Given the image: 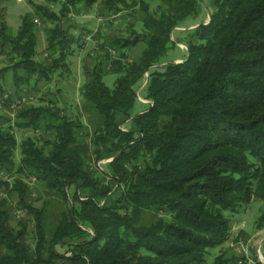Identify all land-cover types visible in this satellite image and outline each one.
Returning a JSON list of instances; mask_svg holds the SVG:
<instances>
[{
    "label": "trees",
    "instance_id": "1",
    "mask_svg": "<svg viewBox=\"0 0 264 264\" xmlns=\"http://www.w3.org/2000/svg\"><path fill=\"white\" fill-rule=\"evenodd\" d=\"M99 1L109 15L140 9L142 31L130 23V36L109 39L106 57L85 68L83 99L103 117L90 143L78 132L81 122L57 102L26 104L15 109L19 126L44 129L50 138L42 144L35 136L24 139L17 165L12 125L0 126V173L19 176L0 187L18 194V208L36 223L32 246L28 222L14 226L0 199V264H204L210 249L229 240L232 216L254 199L264 201V0H214L210 21L191 29L187 58L163 65L173 31L199 13L202 0H159L155 11L152 0H63L59 12L38 3L17 34L1 23L0 54L7 53L9 63L0 68V97L10 69L16 88L34 74L50 82L68 72L73 39L61 22L79 4ZM37 16L54 22L46 61L37 59ZM141 41V58L128 60L127 51ZM105 68L118 74L114 87L104 80ZM147 73L143 90L151 102L135 114V86ZM126 123L130 128L123 129ZM92 153L113 158L110 172L88 163ZM30 177L63 203L49 229L54 207L33 204ZM114 183L121 191L116 197ZM108 198L111 204L103 202ZM258 226L264 227V214ZM64 243L72 256L56 250ZM229 261L221 250L214 264Z\"/></svg>",
    "mask_w": 264,
    "mask_h": 264
},
{
    "label": "rangeland",
    "instance_id": "2",
    "mask_svg": "<svg viewBox=\"0 0 264 264\" xmlns=\"http://www.w3.org/2000/svg\"><path fill=\"white\" fill-rule=\"evenodd\" d=\"M50 1L55 4V7H52L55 11L59 12L62 8L63 0H4L2 2V8L0 10V27L1 23L5 21L9 27V31L11 34H17L18 31L21 28L23 16L26 14L33 15L35 11L36 4H45ZM48 3V4H50ZM160 4L159 0H152L151 1V10L155 11L158 8V5ZM200 7L197 9L199 10V13L195 16L189 17L186 19L183 23L182 30H174L173 31V37H172V43L170 45V48L168 52L166 53L163 64H167L168 62H175L177 59L181 58V61L185 60L188 55L187 48L184 44H188V42L191 39V24H197L200 25L202 23H206L205 20L208 18V16L211 14V12L214 10V0H202V2L199 5ZM140 9H137V11H130L125 10L118 16L113 17L114 15H107L106 11L103 10L101 2H97L96 4H93V6H90L89 10L84 11L85 16L79 17L80 14H77L75 9H71L69 11L68 16L65 17L67 20L71 21L72 23L69 25L70 32L74 34V40L68 47L67 53V63L69 65V71L64 72L63 75H60L59 73H56L54 75L55 81L59 84L63 83L61 81H65L66 79H70V77L76 78V90L67 92L65 91L66 88H60L59 86H54L53 90L52 88H45V87H29L30 91H35L33 94L35 98L28 99L25 104L21 106L24 107L26 104H34V105H51V102H56L58 98L66 97L67 101L65 103H62L59 107L60 111L63 112L65 115L70 116L71 118H76L79 122H81V129L78 130L79 134H81L85 142L90 143L91 136L95 133V131L98 129L99 126L102 125L103 117L97 112L95 107H93L89 103H85L84 97L82 95V85L85 84V82L88 79V76L86 74L87 70L86 67L89 69H92L94 66V63L97 62L100 59H103L106 57L107 50L109 48L108 45H106V42L111 39L114 36H120V37H128L131 34V27H129L130 23L135 24V28L138 31H142V23L140 17L142 16V12ZM134 12V13H133ZM133 13V14H132ZM37 25L41 27L40 30H43V26H45V22L41 20L38 16ZM47 22V21H46ZM54 26V22L48 21L46 24V27L49 30ZM48 33L43 30V33L39 35L41 44L38 46V54L39 52L45 59L49 58V52L48 50L44 49V45L47 40ZM181 43L183 47L181 46ZM101 44H104V48H101ZM146 47V42L141 41L137 43L135 47L127 51L128 60L130 61H137L141 58V55L143 53V50ZM112 55H117L115 50L110 51ZM88 56L90 59V62H84L85 56ZM105 56V57H103ZM103 57V58H102ZM139 58V59H138ZM180 62V61H177ZM9 63V58L7 56V53L0 54V68L5 67ZM181 63V62H180ZM107 66H109V62L106 61L104 63ZM106 73L104 76V80L110 87H114V83L116 78L118 77V74L111 73L108 68H105ZM148 74V73H147ZM145 75L144 79L139 82L135 86V88L138 91V100L134 107V113H141L144 112V110L147 109L148 103H150V100L145 99V91L143 90L147 80L148 75ZM11 80L9 78V75L6 74L5 81ZM4 81V82H5ZM10 90L7 88L6 92H9ZM65 92V93H64ZM67 92V93H66ZM5 93V92H4ZM24 96V95H23ZM26 97H29L30 94L26 93ZM56 104V103H54ZM52 104V105H54ZM59 105V103L57 102ZM57 105V106H58ZM19 109V108H18ZM4 110H9L14 113V116L17 115V112H15V109L11 108L10 105H4L3 108H0V112ZM1 114V113H0ZM5 127H8V123L10 122L9 117L6 120ZM23 122V121H22ZM11 125V123L9 124ZM129 123H126V125H123V129L130 128ZM3 127V125H2ZM12 131L16 135L18 139V149L15 155L16 164L18 165L22 158V152H21V144L24 139L30 136H35L37 138H40V144H42L44 141L43 136H47L48 132L44 131V129H34V128H26V127H17L15 125H12ZM40 136V137H39ZM113 158H99V160L96 158L95 154L92 153V155L88 159V163L90 165H93L95 169L99 168L100 171L103 173H106L109 171V162H111ZM17 167V166H16ZM110 172V171H109ZM19 177L17 173H6L5 171H1L0 173V182L1 181H9L10 183H13L14 180ZM27 182L29 183L31 189H32V202L36 207H41L43 205L44 201H49L50 205L54 207L51 211H48L47 216V227H51V225H56L57 218H58V210L63 205H59L57 201H53V196H50L46 187L43 185V183L39 182L35 177L26 178ZM113 190L110 194L113 193V196H119L121 194V191L118 189V186L112 184ZM82 195H86L88 193V190L82 189L81 190ZM0 199L6 200V207L10 208L12 211V224L14 226H18L19 220H25L28 222V232L30 235V238L28 239L29 244L32 246L34 245V237L36 233V223L34 221V218L31 216V214L27 213L24 209L18 208L19 205V196L18 194H9L7 190H5L4 187H0ZM111 199L108 198V201L103 200V202H107L111 204ZM102 202V203H103ZM50 206V207H51ZM49 207V208H50ZM51 209V208H50ZM264 214V201L260 199H254L246 210H243L239 213H236L232 216L233 221V227L235 228H242L243 226H248L249 234H239L238 237L230 242V247H216L209 250V253L206 257V262L204 264H214L215 259L219 254H221V250L224 251V254L227 257H230V261H233L234 264L237 263L239 260L238 251L236 249V245L241 241L242 238H247L250 235L254 234L256 231L264 229V227L259 228L258 223L259 219ZM90 233H93L92 230H89ZM264 234V233H263ZM88 238V237H87ZM69 242V241H68ZM226 244V243H225ZM223 248V249H222ZM228 249H231V255L228 253ZM56 250L60 253L65 255L66 257L72 256V252L69 251V244H58L56 246ZM252 255L256 260H258L259 257L256 256L255 248L251 249ZM229 254V255H228ZM263 255H264V246H263ZM228 262V263H229ZM60 263V262H59ZM62 264V263H61Z\"/></svg>",
    "mask_w": 264,
    "mask_h": 264
},
{
    "label": "crops",
    "instance_id": "3",
    "mask_svg": "<svg viewBox=\"0 0 264 264\" xmlns=\"http://www.w3.org/2000/svg\"><path fill=\"white\" fill-rule=\"evenodd\" d=\"M48 3H50V1L48 2ZM48 3H45V4H47V5H49L50 7H55V4L53 3V2H51L50 4H48ZM200 7V6H199ZM90 9V6H88V5H86V4H79L78 5V7H77V9H76V12H77V14H80V16L79 17H83V16H85V14H84V11L86 12V10H89ZM213 12V11H212ZM211 12V13H212ZM107 13V12H106ZM121 14V13H120ZM107 15H108V13H107ZM119 15V14H118ZM117 15V16H118ZM210 16H211V14L208 16V18L205 20V22L206 23H208L209 21H210ZM113 17H116L115 15L113 16ZM72 22L71 21H69V20H67V18H63V20H62V22H61V26H62V28L63 29H65V30H69V32H70V29H68L69 28V25L71 24ZM193 25H195V26H198L197 24H191L190 25V27L189 28H191ZM45 27V28H44ZM42 28H44L43 30L44 31H46V33H48V28L46 27V26H43ZM182 28H184V26H179L178 28H176L175 30H182ZM41 29V27H39V29H38V31H37V36H38V41H37V52L39 51L38 50V46L41 44V41H40V38H39V35L41 34V33H43V30H40ZM70 34H71V37H72V39L74 40V34H72L71 32H70ZM172 36H173V34H172ZM47 38H48V36H47ZM71 43H74V42H71ZM181 44H184V43H181ZM43 45H44V49L45 50H47V48H48V39L46 40V42H45V44L43 43ZM185 46H186V44H184ZM38 54V53H37ZM37 59L38 60H40V61H46V59H45V57H43V55H41L40 54V52H39V55H37ZM139 59V58H138ZM177 61H180L181 62V58L180 59H177L175 62H177ZM183 61V60H182ZM84 62H90V59L88 58V56L86 55L85 56V58H84ZM19 74L20 75H23V74H25V71L23 70V69H20L19 71ZM14 71L12 70V69H10L8 72H7V74L9 75V78L11 79L10 81L9 80H7V81H5L4 82V85H5V87H6V89L8 88L10 91H9V93L11 94V96H12V98H18V97H22L23 95H25L26 93H29L30 94V98L29 99H33V98H35V96H34V92L35 91H30L29 90V88H28V86L29 87H35V88H37V86L38 87H45V88H52V90H53V87L54 86H59L60 88L62 87H64V88H66V90L65 91H67L68 93L69 92H71V91H74V90H76V78L75 77H70V79H66L65 81H61V82H63V83H61V84H59V83H57L56 81H55V78L53 77V80L52 81H46V80H44V79H40L39 77H38V74H34L33 76H32V78L30 79V82L28 83V84H24V85H22L21 86V88H16V85H15V82H14ZM76 81V82H75ZM66 92V93H67ZM65 93V92H64ZM67 101V98L66 97H63V98H58L57 100H56V102H58L59 103V106H61V104L62 103H65ZM84 101H85V99H84ZM85 103H87V101H85ZM27 105H34V104H30V103H28ZM39 105H41V104H39ZM1 113V115H2V117L0 118V126H4L7 122H6V120H7V118L9 117V119H10V122L8 123V125L11 123V125H15V126H17V127H20L19 125H21V123H22V119L21 118H18L17 116H14V113L12 112V111H9V110H4V111H1L0 112ZM73 119V118H72ZM76 118H74V120H75ZM103 122V121H102ZM39 129H41V128H39ZM38 129V130H39ZM45 131V130H44ZM13 132V131H12ZM47 132V131H46ZM40 137V136H39ZM41 138V137H40ZM39 138V139H40ZM43 138H44V140L43 141H46V140H48L49 138H50V134H48L47 136L45 135V136H43ZM249 229H248V226H243L242 228H235V227H233L232 228V231H231V236H230V238H229V240L226 242V244H225V247H230V242L232 241V240H234V239H236L237 237H238V235L239 234H249ZM228 253L231 255V249L229 250L228 249ZM228 254V255H229ZM229 264H234L233 263V261H231V262H229Z\"/></svg>",
    "mask_w": 264,
    "mask_h": 264
},
{
    "label": "built area",
    "instance_id": "4",
    "mask_svg": "<svg viewBox=\"0 0 264 264\" xmlns=\"http://www.w3.org/2000/svg\"><path fill=\"white\" fill-rule=\"evenodd\" d=\"M38 21V18L36 19V22ZM183 47V45L181 44ZM186 47V46H185ZM187 48V47H186ZM148 75V74H147ZM30 97H26L25 95L18 98H12L11 94L9 92H5L0 97V108H3L4 105L9 102L10 107L13 109H18L20 106L26 103ZM264 233V229H263ZM262 233V234H263ZM252 238L258 239V248H260V257L258 260H256L252 255L248 253L247 248V239H241L239 243L236 245V249L238 251L239 260L236 264H264V255H263V246H264V234L263 236H256V232L252 235Z\"/></svg>",
    "mask_w": 264,
    "mask_h": 264
},
{
    "label": "bare ground",
    "instance_id": "5",
    "mask_svg": "<svg viewBox=\"0 0 264 264\" xmlns=\"http://www.w3.org/2000/svg\"><path fill=\"white\" fill-rule=\"evenodd\" d=\"M262 233H263V229L258 230V231H256V236H263ZM252 235H250L249 237L245 238V239H247V248L246 249L248 250V253L250 255H252L253 253L251 252V249L255 248L256 256L260 257V248L257 247L258 246V239L257 238H252ZM252 257H254V256L252 255Z\"/></svg>",
    "mask_w": 264,
    "mask_h": 264
},
{
    "label": "water",
    "instance_id": "6",
    "mask_svg": "<svg viewBox=\"0 0 264 264\" xmlns=\"http://www.w3.org/2000/svg\"><path fill=\"white\" fill-rule=\"evenodd\" d=\"M205 24H207V23H205ZM193 27H194V26H193ZM195 27H197V26H195ZM195 27H194V28H195Z\"/></svg>",
    "mask_w": 264,
    "mask_h": 264
}]
</instances>
